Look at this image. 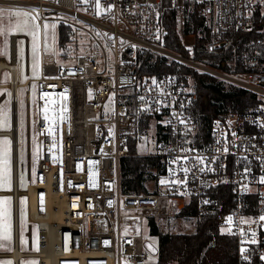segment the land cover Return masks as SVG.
Segmentation results:
<instances>
[{"label": "built area", "instance_id": "2783aa9c", "mask_svg": "<svg viewBox=\"0 0 264 264\" xmlns=\"http://www.w3.org/2000/svg\"><path fill=\"white\" fill-rule=\"evenodd\" d=\"M96 2L0 0V10L30 13L40 28L45 20L69 26L68 46L74 47L68 62L41 50L38 76L25 80L35 85L38 204L32 257L37 264H153L152 223L175 234L179 222L193 224L216 213L220 232L236 239L237 264H264V71L216 73L246 85L263 103L244 115L213 119L206 138L190 112L192 96L184 83L171 75L139 82L134 67L137 52L148 50L168 63L212 70L164 45L170 12L185 44L194 35L184 31L187 9L200 5L211 51L230 29L252 30L255 11L264 16V0H98L99 8ZM6 62L11 66L2 71L8 73L16 117L21 85L14 43ZM30 97L26 91L28 103ZM148 117L157 131L149 155L160 159L163 170L154 179L156 188L123 193L120 161L131 154L139 120ZM46 184L62 198V223L52 222L43 206ZM9 196L26 198L20 191Z\"/></svg>", "mask_w": 264, "mask_h": 264}, {"label": "trees", "instance_id": "16d2710c", "mask_svg": "<svg viewBox=\"0 0 264 264\" xmlns=\"http://www.w3.org/2000/svg\"><path fill=\"white\" fill-rule=\"evenodd\" d=\"M253 28L248 32L230 29L222 34L213 50L207 49L211 40L210 31L201 13L200 5L187 9L184 31L194 34L191 49L186 48L179 37L178 22L173 11L166 22L167 35L164 45L195 62L204 63L221 70L225 74L257 73L264 70V16L255 11ZM58 47L61 49L70 41L71 29L59 23ZM135 76L141 82L149 78L175 76L187 87V79L192 81L193 98L190 112L199 127V133L207 138L211 121L222 115L235 112L244 115L263 103L255 93L231 87L226 90L220 81L206 73H200L184 64L168 63L148 50L136 54ZM149 117L139 120L135 135L129 144L131 154L120 161V189L123 193H145V182L157 178L163 165L152 155L135 153L141 133L150 127ZM156 174H153L152 171ZM219 215L201 216L192 224L191 233H166L152 223L150 234L155 237V264H237V243L235 237L219 230Z\"/></svg>", "mask_w": 264, "mask_h": 264}, {"label": "rangeland", "instance_id": "374dc122", "mask_svg": "<svg viewBox=\"0 0 264 264\" xmlns=\"http://www.w3.org/2000/svg\"><path fill=\"white\" fill-rule=\"evenodd\" d=\"M192 10L193 6L188 7ZM106 10V8H104ZM26 13L29 17H34L30 13L25 11H7L0 10L3 16L0 17V28L8 29L10 26L16 23L17 19L23 20V16L14 17L13 13ZM30 26L36 25V28L29 27L24 32H6L0 34V58L6 61L10 60L12 44L15 45V56L17 62V82L20 85L18 87V104L16 106V142H17V164H18V187L21 190L27 188L29 184H35L38 179V175L35 169V144H34V121H35V105H34V90L35 85L31 83L29 86L24 85L25 80L28 78H36L39 74V55L42 52L54 54L55 59L58 62H68L74 55V47L68 46V43L64 48L58 47V28L55 22L44 21L41 28L39 27L37 20L33 19L29 21ZM47 24V40L45 41L43 25ZM37 34L36 40V52L33 54V38L32 32ZM192 35V34H190ZM185 46L190 47L194 45L195 36H188L185 39ZM190 49V48H189ZM35 65V67H34ZM192 65H189L191 67ZM195 66V70L200 73L210 74L220 81L224 89L228 90L231 87L245 89L251 91L246 85L240 84L238 81L231 82L229 80L221 79L216 73H222L228 77H235L243 74H225L221 70L212 68L210 71L204 72L202 67ZM193 67V66H192ZM197 68V69H196ZM264 71V70H263ZM260 71V72H263ZM214 75V76H213ZM0 84H8V73L2 71ZM187 88L192 91V81L187 79ZM26 91L31 94L30 102L28 103L25 98ZM252 92V91H251ZM10 90L6 86L0 88V130H9L12 123L11 109L12 105L9 100ZM257 96V94H255ZM193 98V94H191ZM153 123V122H152ZM145 129L139 137V142L136 147L135 153L137 155H149L155 150L157 144L156 129L152 126ZM5 141L7 143H5ZM13 142L8 136H0V190H12L13 185ZM155 174V171H152ZM154 179L149 178L145 182L148 189H154ZM7 203H3V202ZM13 199L9 196H0V235L5 234L7 231V225L4 215L10 213L11 222H13ZM18 223H19V241L22 248H27L25 252H35L37 249L36 243V228L35 225L27 221V206L26 198L20 197L18 201ZM177 233H191L193 231L192 224L189 221L179 222L176 224ZM160 231L166 232L163 227H159ZM10 235H12V227H9ZM155 242V239H151ZM153 264L155 263V257L152 258ZM0 264H13L10 259H0ZM20 264H37V259L33 257L23 258Z\"/></svg>", "mask_w": 264, "mask_h": 264}, {"label": "bare ground", "instance_id": "6f19581e", "mask_svg": "<svg viewBox=\"0 0 264 264\" xmlns=\"http://www.w3.org/2000/svg\"><path fill=\"white\" fill-rule=\"evenodd\" d=\"M11 66L9 62H6L4 59L0 58V79H1V73L3 69H8ZM30 80L25 81L24 85H27ZM10 86L9 83L7 85L0 84V88ZM23 86V85H21ZM14 88V84L12 86ZM13 122L14 125H16V117H13ZM17 127V126H16ZM0 136H11V140L13 142V184H15L13 190H2L0 191V195L3 196H9V195H18V191L23 192V194L26 196V206H27V221L32 222L34 219V212H35V207L38 204V199H37V186L35 184H29L26 189L24 190H18L17 185H18V164H17V156H18V151H17V140H16V130L11 131L10 130H0ZM46 190V194L43 199V206L46 209L49 219L52 222L55 223H62L63 222V202L62 198L54 193L51 190L50 185L46 184L44 186ZM13 207H14V224H15V249L12 251L8 252L5 256L10 257L15 261V264H19V261L25 257H32L31 254L34 252H25L19 249L18 246V239H19V223H18V200L16 199L13 201Z\"/></svg>", "mask_w": 264, "mask_h": 264}, {"label": "snow or ice", "instance_id": "6c2138e0", "mask_svg": "<svg viewBox=\"0 0 264 264\" xmlns=\"http://www.w3.org/2000/svg\"><path fill=\"white\" fill-rule=\"evenodd\" d=\"M85 2H87V0H85ZM96 7L97 8L100 7L98 0L96 2ZM97 14H99V13H97ZM2 16H3V13H0V17H2ZM12 16H14V17L23 16L24 18H23V20L17 19L16 23L14 25L10 26L7 30L4 29V28H0V34H5L6 32H24L29 27H31V28H36L37 27L36 25H31L30 26L29 21L33 20L35 18L34 17H29L26 13L22 14V13L17 12V13H13ZM48 27L49 26L47 24L43 25L45 41L47 40V29H48ZM31 34H32V38H33V54L35 56L37 34H36L35 31H33ZM34 67H35V65H34ZM153 82L155 83V81H153ZM45 119L47 120L48 117L45 116ZM5 143H7V142L5 141ZM173 182L174 183H181V181H173ZM260 182L264 183V177L261 178ZM161 183L164 184V183H167V181L161 180ZM3 203H7V202L5 201ZM260 220L264 221V216H261ZM253 235H255V234H253ZM2 239H4V240L10 239V233L3 235ZM253 242H255V241L253 240ZM241 251H244V250L242 249Z\"/></svg>", "mask_w": 264, "mask_h": 264}, {"label": "crops", "instance_id": "0c3cea01", "mask_svg": "<svg viewBox=\"0 0 264 264\" xmlns=\"http://www.w3.org/2000/svg\"><path fill=\"white\" fill-rule=\"evenodd\" d=\"M0 191H2V190H0ZM0 196H3V195H0ZM7 197H9V196H7ZM13 213H14V211H13ZM4 217H5V221H6V225H7V231H6L5 234H9L10 233L9 232V227L11 226L12 227V235H10V239H8V240L2 239L3 235H5L4 233L2 235H0V259H4V258L10 259L12 261V263L14 264L15 261H13L12 258L5 256L8 252H10L13 249H15V224H14V218H13V222H11L10 213L5 214ZM18 246H19V249L22 250V251H26V249H27V248H22L21 247L19 239H18ZM25 258H28V257H25ZM21 260L19 261V264H20Z\"/></svg>", "mask_w": 264, "mask_h": 264}, {"label": "water", "instance_id": "95a60500", "mask_svg": "<svg viewBox=\"0 0 264 264\" xmlns=\"http://www.w3.org/2000/svg\"><path fill=\"white\" fill-rule=\"evenodd\" d=\"M12 126H15L14 125V122H13V117H12V123H11ZM15 186V184H13V187Z\"/></svg>", "mask_w": 264, "mask_h": 264}]
</instances>
